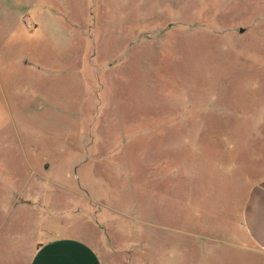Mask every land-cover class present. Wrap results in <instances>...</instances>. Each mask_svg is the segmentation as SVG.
I'll return each mask as SVG.
<instances>
[{"label": "rangeland", "instance_id": "374dc122", "mask_svg": "<svg viewBox=\"0 0 264 264\" xmlns=\"http://www.w3.org/2000/svg\"><path fill=\"white\" fill-rule=\"evenodd\" d=\"M262 179L264 0H0V264H264Z\"/></svg>", "mask_w": 264, "mask_h": 264}, {"label": "crops", "instance_id": "0c3cea01", "mask_svg": "<svg viewBox=\"0 0 264 264\" xmlns=\"http://www.w3.org/2000/svg\"><path fill=\"white\" fill-rule=\"evenodd\" d=\"M249 199L248 207L242 211L241 220L245 239L249 242L246 243L244 240L239 245L252 253L257 250L264 253V179L252 191ZM118 242L119 245L120 241ZM123 247L117 251L107 252L78 237L57 236L39 243L27 264H128V255L126 259H121V262L117 257L120 253H127L128 245ZM191 259L188 258L184 264L190 263Z\"/></svg>", "mask_w": 264, "mask_h": 264}, {"label": "water", "instance_id": "95a60500", "mask_svg": "<svg viewBox=\"0 0 264 264\" xmlns=\"http://www.w3.org/2000/svg\"><path fill=\"white\" fill-rule=\"evenodd\" d=\"M48 167V166H47Z\"/></svg>", "mask_w": 264, "mask_h": 264}]
</instances>
